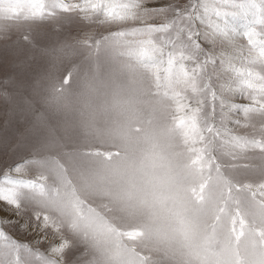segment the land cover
Segmentation results:
<instances>
[{
    "label": "snow or ice",
    "instance_id": "snow-or-ice-1",
    "mask_svg": "<svg viewBox=\"0 0 264 264\" xmlns=\"http://www.w3.org/2000/svg\"><path fill=\"white\" fill-rule=\"evenodd\" d=\"M60 13L121 26L99 38L87 33L76 43L89 58L108 51L132 61L167 101L171 127L187 156L182 223L186 235L203 227L206 258H213L209 264H264V179L241 183L230 174L238 165L221 162L248 150L264 154V0H0V38L13 25L58 23ZM241 37L246 44L238 42ZM21 42L26 47L0 70V97L11 103L26 92L38 95L45 81L52 93L63 92L76 68L58 77L54 66L44 69L30 54L36 48L31 28L14 43ZM25 102L33 112L32 102ZM239 115L247 123L233 118ZM254 116L260 117L259 128ZM230 124L251 126L253 133L238 134ZM26 139L20 133L8 149L13 155L24 149L26 155L0 160V264H95L87 236L74 241L71 230L45 210L43 173L60 169L59 162L41 155L34 138ZM26 171L38 175L23 178ZM6 229L47 247L33 248ZM143 234L117 231V240L135 241ZM137 264H147V258L141 254Z\"/></svg>",
    "mask_w": 264,
    "mask_h": 264
},
{
    "label": "rangeland",
    "instance_id": "rangeland-1",
    "mask_svg": "<svg viewBox=\"0 0 264 264\" xmlns=\"http://www.w3.org/2000/svg\"><path fill=\"white\" fill-rule=\"evenodd\" d=\"M59 15L61 19L58 23L43 21L13 25L6 38H0V70L26 47L23 42H14L28 28L32 29L36 48L48 50L43 55L36 48L30 51L44 69L54 66V75L58 77L63 71L76 68L70 85L63 92L52 93L49 83L45 81L37 89L38 95L26 92L24 97H16L11 103H6L0 97V160L7 158L10 162L18 161L21 155L27 154L24 149L16 155L8 151L23 133L27 138L25 143L34 138L41 155L51 156L59 162L60 169L43 173L47 176L49 197L45 210L58 224L71 230L74 241L81 235L87 236L89 256L95 264H137L141 254L147 258V264H209L213 258H206L203 227L189 237L153 233L151 242H147L146 224L141 219L139 207L121 195L117 185L98 179L108 167V162L121 156L118 144L110 142V138L98 131L111 127L107 117L100 119V110L113 92H127L134 86L137 65L108 51L93 53V57L89 58L88 51L76 43L87 33L99 38L121 26L88 22L78 14ZM238 42L246 44L242 37ZM93 76L95 86L84 93L82 80ZM26 100L31 101L34 107L31 113L27 111ZM37 114H42V118L35 120ZM154 118L152 113L133 111L126 119L128 122L138 119L151 122ZM233 118H239L242 125L247 123L242 115ZM25 120L27 123H24ZM260 122L259 116L253 117L252 123L257 128ZM229 126L238 134L253 133L251 126ZM132 129L139 132L140 124L132 123ZM117 152L119 155L114 154ZM107 153L113 155L106 158ZM221 162L238 165L230 174L241 183L257 184L264 179V154L258 149L240 154L235 161L231 157H224ZM2 168L0 164V170ZM20 175L34 178L38 173L26 171ZM132 229H141L144 234L135 241L121 237L118 243L117 231ZM6 231L18 240L32 243L31 236L22 237L13 229ZM32 246L41 249L47 247L36 243H32ZM242 255L247 256L243 248Z\"/></svg>",
    "mask_w": 264,
    "mask_h": 264
},
{
    "label": "clouds",
    "instance_id": "clouds-1",
    "mask_svg": "<svg viewBox=\"0 0 264 264\" xmlns=\"http://www.w3.org/2000/svg\"><path fill=\"white\" fill-rule=\"evenodd\" d=\"M135 76L132 88L113 92L100 110V119L107 117L111 127L98 131L118 144L121 156L108 162L98 179L117 185L120 194L139 207L147 242H151L153 233L194 236L195 231L185 234L182 223L183 202L187 199V156L171 127L167 101L153 92L151 78L139 66ZM94 80V76L82 80L84 93L95 86ZM133 111L152 113L155 118L151 122H128L126 118ZM132 123L140 124L139 132L133 131Z\"/></svg>",
    "mask_w": 264,
    "mask_h": 264
}]
</instances>
